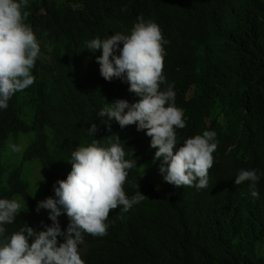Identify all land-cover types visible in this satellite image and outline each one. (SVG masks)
<instances>
[{
	"label": "trees",
	"instance_id": "1",
	"mask_svg": "<svg viewBox=\"0 0 264 264\" xmlns=\"http://www.w3.org/2000/svg\"><path fill=\"white\" fill-rule=\"evenodd\" d=\"M25 10L40 54L33 85L0 109V199L21 197L29 208L4 225L5 235L27 226L42 231L34 220L44 215L21 177L26 162L39 160L42 194L55 198L53 186L67 178L71 153L94 139L108 147L107 138L118 135L126 159L137 161L124 191L128 198L139 191L147 198L127 212L112 210L106 235H84L85 264H264V0H28ZM140 17L155 22L166 41L161 90L174 84L186 125L175 130L176 151L188 138L216 133L206 188L149 183L140 167L153 162L158 149L146 131L97 114L139 97L123 79L104 80L96 62L102 50L90 51L87 43L130 35ZM92 124L97 131L91 136ZM21 136L29 146L17 153L11 145ZM7 162L13 170L4 174ZM241 169L257 170L259 198L251 196V182L235 184ZM58 221L66 232V213Z\"/></svg>",
	"mask_w": 264,
	"mask_h": 264
},
{
	"label": "clouds",
	"instance_id": "2",
	"mask_svg": "<svg viewBox=\"0 0 264 264\" xmlns=\"http://www.w3.org/2000/svg\"><path fill=\"white\" fill-rule=\"evenodd\" d=\"M28 0H0V109H7L9 100L20 91L33 85L32 69L40 54V47L31 26L26 23ZM130 35L116 33L106 39L99 37L87 43L90 51L102 50L96 62L106 81L123 79L129 92L139 97L138 102L117 100L97 114L115 120L121 128L135 124L137 131H146L150 146L158 149L155 160H161L159 173L163 180L176 186L175 190L203 189L208 186L209 169L213 167V153L217 149L214 131L188 138L176 151V129L185 125L184 112L175 106L174 84L166 83L163 74L164 40L160 27L142 17ZM123 45L121 48L120 45ZM118 53V54H117ZM110 131V124L108 126ZM97 126L92 124L87 133L93 135ZM110 146L103 147L93 140L71 153V170L67 178L53 186L55 198L49 197L37 204L36 211H49L51 226L44 230L22 227L6 236L4 225L12 224L23 212L24 203L19 198L0 199V264H85L79 249L84 235L104 236L110 212L123 206L129 211L145 198L140 191L128 198L124 191L128 170L137 167L135 159H126L124 144L118 135L107 138ZM13 151L21 149L11 145ZM134 156V150L131 152ZM257 170L241 169L235 184L251 182L250 193L259 198L256 183ZM187 187V188H186ZM24 205V206H23ZM69 218L66 232H62L58 217ZM65 242L59 243L58 237ZM31 241V243H30Z\"/></svg>",
	"mask_w": 264,
	"mask_h": 264
},
{
	"label": "rangeland",
	"instance_id": "3",
	"mask_svg": "<svg viewBox=\"0 0 264 264\" xmlns=\"http://www.w3.org/2000/svg\"><path fill=\"white\" fill-rule=\"evenodd\" d=\"M18 146L21 150L17 153H23L24 150L27 149L29 144L26 139L23 141V138L21 136ZM161 163L162 161H153L143 164L140 167L142 178H146L149 183L155 184V186L158 188H168L171 190H175L177 187L172 184L166 183L163 180V176L159 173V167ZM2 166L4 174H7L9 171L13 170L12 162H7L6 164H2ZM43 176V169L38 159H33L31 161L26 162V166L24 167V172L21 174V177L28 183L27 192L30 193L33 196V199L35 200V209L37 208L38 202L45 200V196H43L42 194ZM15 198L22 199L21 197ZM20 203H22V201H20ZM26 204L27 202H25V208H29L26 206ZM40 211L43 213L44 217L42 219H35L34 221L40 225L42 230H44L42 227V222L43 225H46V217L48 214V210L41 209ZM82 249L83 246L80 245V253Z\"/></svg>",
	"mask_w": 264,
	"mask_h": 264
},
{
	"label": "bare ground",
	"instance_id": "4",
	"mask_svg": "<svg viewBox=\"0 0 264 264\" xmlns=\"http://www.w3.org/2000/svg\"><path fill=\"white\" fill-rule=\"evenodd\" d=\"M21 201V200H20Z\"/></svg>",
	"mask_w": 264,
	"mask_h": 264
}]
</instances>
